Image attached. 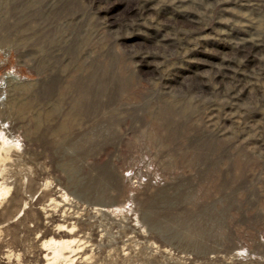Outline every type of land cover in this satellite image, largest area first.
<instances>
[{
  "label": "rangeland",
  "instance_id": "1",
  "mask_svg": "<svg viewBox=\"0 0 264 264\" xmlns=\"http://www.w3.org/2000/svg\"><path fill=\"white\" fill-rule=\"evenodd\" d=\"M0 188V264H264V0H0Z\"/></svg>",
  "mask_w": 264,
  "mask_h": 264
},
{
  "label": "bare ground",
  "instance_id": "2",
  "mask_svg": "<svg viewBox=\"0 0 264 264\" xmlns=\"http://www.w3.org/2000/svg\"><path fill=\"white\" fill-rule=\"evenodd\" d=\"M92 83V82H91ZM2 189L0 188V195H1Z\"/></svg>",
  "mask_w": 264,
  "mask_h": 264
}]
</instances>
